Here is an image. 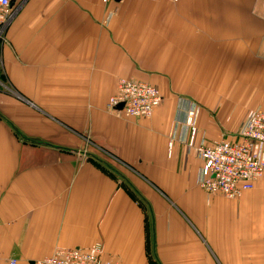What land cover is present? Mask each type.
<instances>
[{
  "label": "crops",
  "instance_id": "crops-1",
  "mask_svg": "<svg viewBox=\"0 0 264 264\" xmlns=\"http://www.w3.org/2000/svg\"><path fill=\"white\" fill-rule=\"evenodd\" d=\"M7 37L23 96L0 92V264L94 243L120 264H264V175L209 194L187 126L236 141L264 109V0H26ZM120 79L159 86L152 118L108 109Z\"/></svg>",
  "mask_w": 264,
  "mask_h": 264
},
{
  "label": "built area",
  "instance_id": "built-area-1",
  "mask_svg": "<svg viewBox=\"0 0 264 264\" xmlns=\"http://www.w3.org/2000/svg\"><path fill=\"white\" fill-rule=\"evenodd\" d=\"M25 1L0 0V40H5L6 29ZM163 103L164 95L158 86L135 79H120L117 91L110 97L107 106L118 116L149 119ZM194 117L195 113L191 112L187 120L190 131L188 149L203 164L201 187L209 194L228 198H237L244 191L253 189L256 181L264 175V109L247 116L236 141L220 139L212 144L198 140L199 130ZM9 264H18V260L11 258ZM35 264L120 263L105 258L103 245L94 243L88 248H58L51 256Z\"/></svg>",
  "mask_w": 264,
  "mask_h": 264
},
{
  "label": "rangeland",
  "instance_id": "rangeland-1",
  "mask_svg": "<svg viewBox=\"0 0 264 264\" xmlns=\"http://www.w3.org/2000/svg\"><path fill=\"white\" fill-rule=\"evenodd\" d=\"M8 28L6 29V31L4 33V36L6 37L5 40L4 39L0 40V74L2 76L0 78V92L9 93V94H12V95L14 94V95H18V96H23L22 95V92L16 90L12 86V84L10 83V80L8 78V75L6 74V70H5V66H4L3 49H4V46L6 44H8V37H7ZM87 141H89V136L88 135H87ZM92 150H95V149L92 148V146L91 147L89 146L87 149H85V150L82 151L81 156L82 157H86V158H94L95 153L98 152V151L95 150V153H92L91 152ZM74 152H76L77 154H79V151H74Z\"/></svg>",
  "mask_w": 264,
  "mask_h": 264
},
{
  "label": "water",
  "instance_id": "water-1",
  "mask_svg": "<svg viewBox=\"0 0 264 264\" xmlns=\"http://www.w3.org/2000/svg\"><path fill=\"white\" fill-rule=\"evenodd\" d=\"M122 107V106H121ZM32 264H35V262H33Z\"/></svg>",
  "mask_w": 264,
  "mask_h": 264
},
{
  "label": "trees",
  "instance_id": "trees-1",
  "mask_svg": "<svg viewBox=\"0 0 264 264\" xmlns=\"http://www.w3.org/2000/svg\"><path fill=\"white\" fill-rule=\"evenodd\" d=\"M2 76H1V74H0V78H1Z\"/></svg>",
  "mask_w": 264,
  "mask_h": 264
}]
</instances>
